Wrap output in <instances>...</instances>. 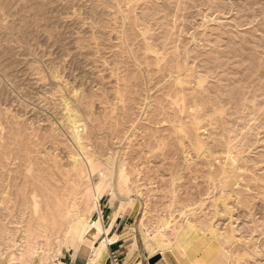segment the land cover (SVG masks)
<instances>
[{"label":"rangeland","instance_id":"obj_1","mask_svg":"<svg viewBox=\"0 0 264 264\" xmlns=\"http://www.w3.org/2000/svg\"><path fill=\"white\" fill-rule=\"evenodd\" d=\"M88 161L148 253L264 264V0H0V232L50 253Z\"/></svg>","mask_w":264,"mask_h":264},{"label":"bare ground","instance_id":"obj_2","mask_svg":"<svg viewBox=\"0 0 264 264\" xmlns=\"http://www.w3.org/2000/svg\"><path fill=\"white\" fill-rule=\"evenodd\" d=\"M73 163H74V160H73ZM87 167H88V174H87L88 181L86 180L87 185H86L85 193H84L85 202L84 200H82L83 202H80V205H81L80 208L79 207L76 208L75 204L69 207V209L67 210L65 214L66 218L62 226L60 227V229L57 228L58 230L55 229L56 232L54 233L55 235V238L53 237L54 239L51 237L52 236L51 232L49 233L51 236H49V234L45 235L46 238L48 239V240L44 239L46 243L49 241L51 242V240H54V243L52 244V247H51V252L47 253L46 250L43 248V245H40L41 243H38V245L30 247L24 243V239L22 243L17 245L15 244V241L13 240V236H14L13 233L11 234L6 233L7 236H5L4 233L0 232V240L6 239L11 242L10 246H5L4 244L0 242V258L3 257V255H6L9 258L8 261L11 264H33L35 260L38 261V264H65L63 261H60V256L64 251H67V252H70L71 256H75L79 252H84L88 258L87 264L104 263L105 258H106V252H107V244L111 242V239L107 237V234H108V231H109V228L111 226L113 219L117 215L120 214V210L122 209L123 204H120L118 207L113 209L111 213V222L108 225L107 224L104 225L102 222V211L99 206V197L105 190V187L108 184V181L110 180L107 177V175H110V174L107 173V168L99 167V165H95L93 164V162H90V161H88ZM122 171H120L117 174V178H116L117 180L113 179L114 181L116 180V184H115L116 191L120 192L121 194L125 196L124 200L125 199L130 200V195H129L130 189L126 184V180L123 174L121 173ZM83 203L84 205L82 207ZM93 212H96L97 215H96V219L91 221L89 220V217ZM42 224H43V220H42ZM4 227L7 228L6 226ZM4 232H7V231L4 230ZM39 233L40 232H38V234ZM102 234H104L105 236H103V238H100V235ZM217 253L218 251L216 248L209 247L203 253L199 264H205L207 260L211 258V256L216 255ZM186 255L192 258L194 256L193 249H188L186 251ZM178 261L180 263V260Z\"/></svg>","mask_w":264,"mask_h":264},{"label":"crops","instance_id":"obj_3","mask_svg":"<svg viewBox=\"0 0 264 264\" xmlns=\"http://www.w3.org/2000/svg\"><path fill=\"white\" fill-rule=\"evenodd\" d=\"M102 222L104 225H108L111 222V213L106 221L102 215ZM132 232L131 228H127V220H124L120 215L113 219L107 234L111 242L107 244L106 258L102 264H113L112 254L119 256V264H146L151 256H158L152 264H179L180 255L178 254L167 251L148 253L143 238L140 235L135 236ZM103 236L105 235H100V238H103ZM60 261L65 264H87L88 258L84 252H79L75 256L69 254L65 259L60 258Z\"/></svg>","mask_w":264,"mask_h":264},{"label":"built area","instance_id":"obj_4","mask_svg":"<svg viewBox=\"0 0 264 264\" xmlns=\"http://www.w3.org/2000/svg\"><path fill=\"white\" fill-rule=\"evenodd\" d=\"M127 225H129V222H127ZM111 259H112L113 264H119V256L112 254Z\"/></svg>","mask_w":264,"mask_h":264},{"label":"water","instance_id":"obj_5","mask_svg":"<svg viewBox=\"0 0 264 264\" xmlns=\"http://www.w3.org/2000/svg\"><path fill=\"white\" fill-rule=\"evenodd\" d=\"M157 258H158V256L149 257L146 264H152Z\"/></svg>","mask_w":264,"mask_h":264}]
</instances>
